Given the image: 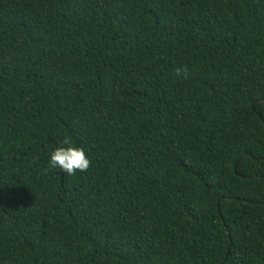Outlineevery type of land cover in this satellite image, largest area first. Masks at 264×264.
<instances>
[{
  "label": "trees",
  "instance_id": "trees-1",
  "mask_svg": "<svg viewBox=\"0 0 264 264\" xmlns=\"http://www.w3.org/2000/svg\"><path fill=\"white\" fill-rule=\"evenodd\" d=\"M0 264H264V0H0Z\"/></svg>",
  "mask_w": 264,
  "mask_h": 264
},
{
  "label": "clouds",
  "instance_id": "clouds-1",
  "mask_svg": "<svg viewBox=\"0 0 264 264\" xmlns=\"http://www.w3.org/2000/svg\"><path fill=\"white\" fill-rule=\"evenodd\" d=\"M175 74L180 76L183 74L187 77V67H177ZM91 160L82 147L75 146L71 139L65 137L60 146L56 147L50 154L49 166L64 171L67 175H75L79 172H86L91 166Z\"/></svg>",
  "mask_w": 264,
  "mask_h": 264
},
{
  "label": "water",
  "instance_id": "water-1",
  "mask_svg": "<svg viewBox=\"0 0 264 264\" xmlns=\"http://www.w3.org/2000/svg\"><path fill=\"white\" fill-rule=\"evenodd\" d=\"M253 109H254V105H252ZM258 115H260V113H258ZM255 177H258V176H255ZM231 199V198H229ZM228 256V252L226 253V257Z\"/></svg>",
  "mask_w": 264,
  "mask_h": 264
}]
</instances>
